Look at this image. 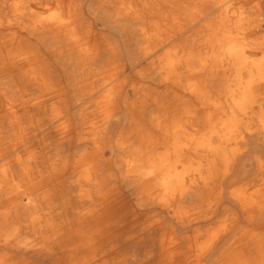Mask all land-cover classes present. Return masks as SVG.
<instances>
[{
	"label": "bare ground",
	"instance_id": "1",
	"mask_svg": "<svg viewBox=\"0 0 264 264\" xmlns=\"http://www.w3.org/2000/svg\"><path fill=\"white\" fill-rule=\"evenodd\" d=\"M263 4L0 0V264H264Z\"/></svg>",
	"mask_w": 264,
	"mask_h": 264
},
{
	"label": "rangeland",
	"instance_id": "2",
	"mask_svg": "<svg viewBox=\"0 0 264 264\" xmlns=\"http://www.w3.org/2000/svg\"><path fill=\"white\" fill-rule=\"evenodd\" d=\"M263 7H264V4H263ZM230 14H232V13H230ZM226 15H229V13H226ZM224 13H222L221 11H215V12H213L210 16H208L207 17V19H205L204 21H202V22H200L199 23V25H202V24H205L207 21H211L213 24L214 23H218V22H220L221 20H223L224 19ZM234 16H238V14L237 13H235L234 14ZM244 17V16H243ZM205 36H206V38H208V35H201V36H199L198 37V39H199V41L201 42L202 40H204V39H206L205 38ZM208 54L209 55H211L212 54V51H209L208 52ZM38 96V92L36 93V96L35 97H37ZM86 107H88V106H86ZM154 108L152 107L151 108V110H153ZM202 132H199V135L201 134ZM139 137V138H138ZM141 137L142 136H136V135H134L133 136V143H134V145H133V147H132V151L134 150V151H137V150H141L142 149V144H141ZM133 155H132V160H133V156L136 154V153H132ZM136 156V155H135ZM18 157V155H14L12 158H11V160L12 159H16ZM15 163V162H14ZM130 164H131V162H130ZM133 164V163H132ZM131 164V165H132ZM48 165H46L45 166V170H46V172L45 173H47V171L49 172L50 170H49V168H51V166H48ZM206 239H208L207 238V236H205V238H203V239H201V241H200V243H203V242H205L206 241ZM226 248V246L224 247V249ZM224 251V250H223ZM222 251V252H223ZM221 252V253H222ZM221 253L220 254H218V256L216 257V260L221 256ZM197 254H200L199 253V250H197L196 252H195V254L190 258V259H188V261H186V262H183V264H192L193 262H194V260H195V258L197 257L196 255ZM23 257H22V256ZM19 258H26V259H28V260H30V261H32V262H34V263H36V264H50V263H48L47 261L46 262H42V261H40V260H38V259H36V258H33L31 255H23V254H20L19 256H18ZM215 260V261H216Z\"/></svg>",
	"mask_w": 264,
	"mask_h": 264
},
{
	"label": "crops",
	"instance_id": "3",
	"mask_svg": "<svg viewBox=\"0 0 264 264\" xmlns=\"http://www.w3.org/2000/svg\"><path fill=\"white\" fill-rule=\"evenodd\" d=\"M202 122H203V124H205L206 119L203 120ZM199 132H202V133H203V132H204V128H196L195 131H194V130H190V133H191V134H195V135H197V136H199ZM202 133H201V134H202ZM201 134H200V135H201Z\"/></svg>",
	"mask_w": 264,
	"mask_h": 264
}]
</instances>
